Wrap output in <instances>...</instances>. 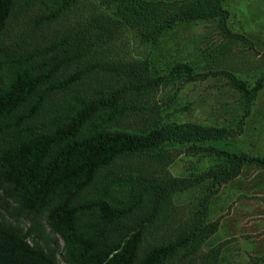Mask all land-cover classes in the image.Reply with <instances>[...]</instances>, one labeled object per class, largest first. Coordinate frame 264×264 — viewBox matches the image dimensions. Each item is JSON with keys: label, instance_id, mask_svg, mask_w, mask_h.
<instances>
[{"label": "trees", "instance_id": "obj_1", "mask_svg": "<svg viewBox=\"0 0 264 264\" xmlns=\"http://www.w3.org/2000/svg\"><path fill=\"white\" fill-rule=\"evenodd\" d=\"M224 0H0V264H263L205 249L223 185L264 155L216 143L245 132L264 89L229 70L120 54L130 32L158 46L183 24L217 20L231 42ZM214 75L240 94L228 123L164 115L161 92ZM166 103V102H165ZM190 156L188 173L170 166ZM212 164L200 170L198 159ZM195 203L179 204L183 193ZM264 200V195L253 196Z\"/></svg>", "mask_w": 264, "mask_h": 264}, {"label": "rangeland", "instance_id": "obj_2", "mask_svg": "<svg viewBox=\"0 0 264 264\" xmlns=\"http://www.w3.org/2000/svg\"><path fill=\"white\" fill-rule=\"evenodd\" d=\"M224 2L230 10L229 28L251 38L253 49L242 42H231L217 20H202L178 26L158 46L143 43L130 32L120 54L128 58L151 56L162 68L179 60L189 61L199 71L229 70L253 83L264 71V0ZM226 83L225 76L214 75L205 81L182 84L176 95L177 87L169 86L160 94L166 105L164 115L182 122L228 123L241 116L244 108L240 94ZM245 119L242 135L216 144L233 151L264 155V89ZM189 158L183 156L172 164V173L187 174ZM198 160L200 170L212 164L209 158ZM194 194L183 193L177 202L190 208L195 203ZM255 195H264L263 169L246 167L238 178L222 186L211 204L209 216L210 221L222 216L221 226L205 249L229 239L223 251L228 261L244 263L251 257L264 255V200L254 198Z\"/></svg>", "mask_w": 264, "mask_h": 264}]
</instances>
